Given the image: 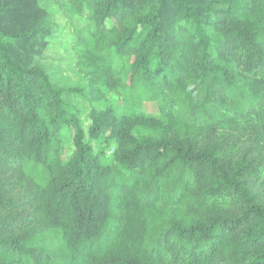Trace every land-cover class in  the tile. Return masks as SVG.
Here are the masks:
<instances>
[{"label": "trees", "instance_id": "obj_1", "mask_svg": "<svg viewBox=\"0 0 264 264\" xmlns=\"http://www.w3.org/2000/svg\"><path fill=\"white\" fill-rule=\"evenodd\" d=\"M45 2L127 111H91L96 153L42 62L53 13L0 0V264H264V0Z\"/></svg>", "mask_w": 264, "mask_h": 264}, {"label": "rangeland", "instance_id": "obj_2", "mask_svg": "<svg viewBox=\"0 0 264 264\" xmlns=\"http://www.w3.org/2000/svg\"><path fill=\"white\" fill-rule=\"evenodd\" d=\"M41 3L53 13L58 25V32L53 37L45 39L47 44H41L40 46L44 57L42 62L57 85L64 88L79 89L81 91L77 94L66 95L64 101L70 112L79 115V120L86 131L87 140L93 146L96 153H98L105 147V142L104 140L95 141L89 138L88 130L91 125V111L93 109L104 110L107 107L121 108L122 112L127 111L125 102L113 92H107L105 99L102 101L92 99L87 80L79 74L75 67V53L72 47L73 29L71 24L64 18L57 6H49L45 0H41ZM74 22L75 24L82 23L78 18ZM141 110L146 114L159 115V108L155 104H143ZM73 152V146L67 144L65 159H68ZM111 159V154H109L107 161Z\"/></svg>", "mask_w": 264, "mask_h": 264}]
</instances>
